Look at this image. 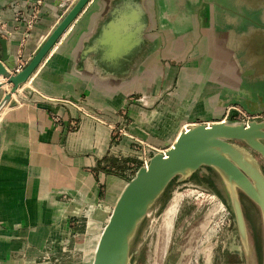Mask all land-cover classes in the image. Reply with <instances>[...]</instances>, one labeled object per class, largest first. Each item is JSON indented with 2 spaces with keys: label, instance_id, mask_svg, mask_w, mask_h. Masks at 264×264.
Instances as JSON below:
<instances>
[{
  "label": "crops",
  "instance_id": "0c3cea01",
  "mask_svg": "<svg viewBox=\"0 0 264 264\" xmlns=\"http://www.w3.org/2000/svg\"><path fill=\"white\" fill-rule=\"evenodd\" d=\"M76 1L42 0L26 32L13 5L25 16L34 0H0V37L16 65ZM230 106L264 108V0H88L0 110V221L40 219L26 204L35 212L62 189L97 198L92 169L124 118L128 134L160 152Z\"/></svg>",
  "mask_w": 264,
  "mask_h": 264
},
{
  "label": "rangeland",
  "instance_id": "374dc122",
  "mask_svg": "<svg viewBox=\"0 0 264 264\" xmlns=\"http://www.w3.org/2000/svg\"><path fill=\"white\" fill-rule=\"evenodd\" d=\"M13 6L14 18L17 15L18 20L25 18L17 8L20 4L16 2ZM257 114L262 115L259 119H264V111ZM123 122L112 131L116 132L112 135V151L92 169L98 186L97 198L84 199L76 195L77 191L62 189L56 198L58 202L34 204L35 212L31 210L33 204H26L27 216L40 210V219H22L13 225L0 221V264L92 263L100 233L114 205L115 196L110 197V192L118 194L115 186L122 188L141 166V158L156 153V149L128 134L125 118ZM122 137L132 142L121 143ZM106 176L115 181L113 189L106 184ZM180 193L183 198L165 246L160 227L163 213ZM240 200L254 261L262 264L264 228L260 210L245 195L240 194ZM224 213L229 216V226H225ZM131 252L135 264H251L240 246L226 194L214 174L204 167L190 180L170 182L141 223Z\"/></svg>",
  "mask_w": 264,
  "mask_h": 264
},
{
  "label": "water",
  "instance_id": "95a60500",
  "mask_svg": "<svg viewBox=\"0 0 264 264\" xmlns=\"http://www.w3.org/2000/svg\"><path fill=\"white\" fill-rule=\"evenodd\" d=\"M87 1L75 2L20 71L15 72L16 56L8 54L5 41L0 37V76L3 79L0 87L11 84L0 100V109L18 86L27 81ZM262 111L264 108H250L252 114ZM256 155L264 161V119H252L247 124L220 120L183 128L165 153H154L126 182L100 233L91 264H135L132 242L149 210L172 180H190L203 167L220 182L246 261L256 264L240 200L243 194L259 208L264 228V170Z\"/></svg>",
  "mask_w": 264,
  "mask_h": 264
},
{
  "label": "built area",
  "instance_id": "2783aa9c",
  "mask_svg": "<svg viewBox=\"0 0 264 264\" xmlns=\"http://www.w3.org/2000/svg\"><path fill=\"white\" fill-rule=\"evenodd\" d=\"M42 0H35L29 10V12L27 13V15H25L24 18V22H25V31L31 29L34 25V22L36 21V19L39 16V6L41 5ZM16 20H18V15L16 16ZM25 65V63L23 64H19L16 66L15 72L16 71H20L23 66ZM262 115H258V114H248L246 113L244 110H242L240 107L238 106H230L225 114L224 117L222 118V121H229V122H243L245 124L248 123V121L252 120V119H259L261 118ZM166 150H161V153H165ZM149 156L148 157H143L141 158L142 164L141 165H145L148 160H149ZM226 213H224L223 215H225ZM227 218V221L225 223V226H229L230 224V219L228 214H226L225 216Z\"/></svg>",
  "mask_w": 264,
  "mask_h": 264
},
{
  "label": "bare ground",
  "instance_id": "6f19581e",
  "mask_svg": "<svg viewBox=\"0 0 264 264\" xmlns=\"http://www.w3.org/2000/svg\"><path fill=\"white\" fill-rule=\"evenodd\" d=\"M187 128H188V125L184 129H187ZM182 198L183 197H182L181 193L177 194L175 197H173L172 201L170 202V204L167 206L166 210L163 213V219H162V223H161L160 227L162 229V234H163L165 246L167 245V243L169 241L171 230L173 227V221H174V218L177 214V211H178V208H179V205H180ZM219 206L221 207V210H224L222 204L219 203Z\"/></svg>",
  "mask_w": 264,
  "mask_h": 264
},
{
  "label": "flooded vegetation",
  "instance_id": "af4514ba",
  "mask_svg": "<svg viewBox=\"0 0 264 264\" xmlns=\"http://www.w3.org/2000/svg\"><path fill=\"white\" fill-rule=\"evenodd\" d=\"M258 158H259V160H260V162H261V165H262V168H263V170H264V165H263V160H261V158L259 157V155H256Z\"/></svg>",
  "mask_w": 264,
  "mask_h": 264
}]
</instances>
